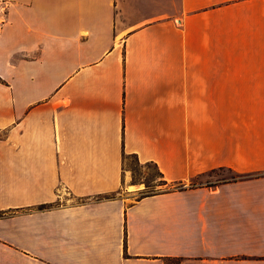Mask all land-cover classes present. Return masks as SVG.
Here are the masks:
<instances>
[{"label":"crops","instance_id":"obj_1","mask_svg":"<svg viewBox=\"0 0 264 264\" xmlns=\"http://www.w3.org/2000/svg\"><path fill=\"white\" fill-rule=\"evenodd\" d=\"M2 212L0 264H264V0H0Z\"/></svg>","mask_w":264,"mask_h":264},{"label":"rangeland","instance_id":"obj_2","mask_svg":"<svg viewBox=\"0 0 264 264\" xmlns=\"http://www.w3.org/2000/svg\"><path fill=\"white\" fill-rule=\"evenodd\" d=\"M126 169L130 174V184L132 186L142 187L141 195L152 194L158 191L180 188L185 184L176 182L174 184H160L161 176L158 167L153 163H142L135 156H127ZM234 172L228 170H216L204 178H199L197 182L210 181L211 177L225 179L226 177L236 176ZM115 194H110L108 197H114Z\"/></svg>","mask_w":264,"mask_h":264},{"label":"trees","instance_id":"obj_3","mask_svg":"<svg viewBox=\"0 0 264 264\" xmlns=\"http://www.w3.org/2000/svg\"><path fill=\"white\" fill-rule=\"evenodd\" d=\"M155 165L158 167V169H159V174H160V176H161V178H162L160 184H169V180H167V179L165 178V174H164V172L159 168V166H158L157 164H155ZM172 184H174V182H173ZM180 188H182V187H180ZM158 192H160V191H158ZM155 193H157V192H155ZM3 215H4L3 212L0 213V216H3Z\"/></svg>","mask_w":264,"mask_h":264}]
</instances>
